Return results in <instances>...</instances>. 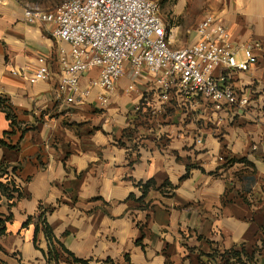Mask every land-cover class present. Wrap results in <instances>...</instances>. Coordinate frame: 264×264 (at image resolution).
Here are the masks:
<instances>
[{"label":"crops","instance_id":"crops-1","mask_svg":"<svg viewBox=\"0 0 264 264\" xmlns=\"http://www.w3.org/2000/svg\"><path fill=\"white\" fill-rule=\"evenodd\" d=\"M26 5L38 6L0 0V182L21 192L0 198L10 216L0 264H57L42 213L87 264H264V0H173L182 21L165 22L173 48L195 41L210 13L237 59L253 45L233 103L128 70L105 111L97 89L78 105L57 95L60 49L70 48L53 23H29ZM44 63L49 79L34 80Z\"/></svg>","mask_w":264,"mask_h":264},{"label":"built area","instance_id":"built-area-1","mask_svg":"<svg viewBox=\"0 0 264 264\" xmlns=\"http://www.w3.org/2000/svg\"><path fill=\"white\" fill-rule=\"evenodd\" d=\"M24 15L29 23H53L55 37L70 48V53L60 49L57 92L68 105L87 101L97 89L95 100L105 111L128 70L150 75L164 91L179 84L185 93L217 104L233 103L234 76L257 62L251 43L242 47L244 57L237 59L227 27L211 13L195 27V41L173 48L156 0H63L50 11L26 5ZM94 71L97 74L88 78ZM32 75L44 81L51 71L44 63Z\"/></svg>","mask_w":264,"mask_h":264},{"label":"trees","instance_id":"trees-1","mask_svg":"<svg viewBox=\"0 0 264 264\" xmlns=\"http://www.w3.org/2000/svg\"><path fill=\"white\" fill-rule=\"evenodd\" d=\"M4 110L7 112V117L11 120L12 125L15 124L14 116L11 115L8 108L5 107ZM3 142L0 140V144ZM14 194H17L18 197L21 196L20 189L15 185H6L0 182V198L1 195H6L8 198H12ZM38 221H40L45 229L46 237L50 243L48 256L53 257L56 259L57 264H60V260L62 258H66L68 260L72 259V264H87L85 261H81L78 259H74L71 257L70 253L67 251V249L63 246V244L55 237L53 234L52 229L46 222V218L44 217V213L40 214L37 218ZM10 220V216L2 217L0 215V234H4L6 232V223ZM33 221V218H29L27 222L24 225H28L30 222ZM38 224L36 225V231L38 229Z\"/></svg>","mask_w":264,"mask_h":264},{"label":"rangeland","instance_id":"rangeland-1","mask_svg":"<svg viewBox=\"0 0 264 264\" xmlns=\"http://www.w3.org/2000/svg\"><path fill=\"white\" fill-rule=\"evenodd\" d=\"M27 3H34V4H37L38 6H40L42 9H51L53 6L54 8L60 4L63 0H25ZM160 3L161 5V15L164 19V21L167 23H179L181 22L182 20L180 18L178 19H175L174 16H172L173 14V11H172V5H173V0H168L169 3L165 4V1L167 0H156ZM186 20V18H185ZM184 22V20H183ZM192 22V21H191ZM186 25V23L184 24ZM185 41H178V43L175 44V47H181L183 45H185Z\"/></svg>","mask_w":264,"mask_h":264}]
</instances>
